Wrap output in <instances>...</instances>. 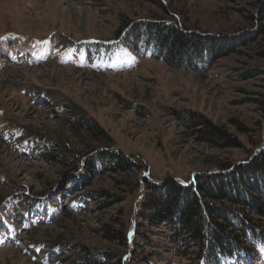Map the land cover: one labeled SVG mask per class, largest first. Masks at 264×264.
I'll return each mask as SVG.
<instances>
[{
	"label": "rangeland",
	"instance_id": "374dc122",
	"mask_svg": "<svg viewBox=\"0 0 264 264\" xmlns=\"http://www.w3.org/2000/svg\"><path fill=\"white\" fill-rule=\"evenodd\" d=\"M262 12L260 0H0V264L190 262L167 227L146 228L142 202L151 184L190 187L264 149ZM160 22L240 41L215 64L177 69L130 36ZM197 115L239 147L209 144L183 122ZM111 150L138 166L119 169ZM68 151L85 163L68 164ZM226 264H264V245Z\"/></svg>",
	"mask_w": 264,
	"mask_h": 264
},
{
	"label": "trees",
	"instance_id": "16d2710c",
	"mask_svg": "<svg viewBox=\"0 0 264 264\" xmlns=\"http://www.w3.org/2000/svg\"><path fill=\"white\" fill-rule=\"evenodd\" d=\"M260 2L264 13V0ZM261 21H264V15L261 16ZM140 30L135 35L130 33V36L151 38L150 43H154L157 49L156 58L177 69L196 68L198 65H205L208 59L212 60L211 64H215L224 54L233 53L236 42L240 41L232 39L218 43L214 37L183 31L172 23L160 22L155 27L145 24ZM154 31L158 33L155 34ZM257 31L264 33V22ZM255 74L245 75V78H252ZM85 117L78 116L73 123L86 128L97 137L105 136L92 119ZM186 121L193 127L199 126L200 129L196 131L211 145L232 149L239 147L234 135L228 134L202 116L183 120ZM64 155L72 158L68 163L70 165L85 163V158L71 151ZM106 157L119 169L129 171L138 166L118 151L111 150ZM220 170L219 173L199 176L190 187L173 179H168L161 185L151 184V193L142 202L138 218L142 219L146 228L167 227L171 232L168 240L174 246L173 253L178 257L189 258L190 262L187 264L243 262L264 245V221L257 219L264 218V149L245 164L224 165ZM38 206L40 205H34L33 209ZM107 233L111 240L124 238L126 241L128 232L110 229ZM137 235L142 240H147L145 233L138 231ZM146 244H149L148 240ZM194 248L195 251H190ZM141 260L137 259L136 262Z\"/></svg>",
	"mask_w": 264,
	"mask_h": 264
},
{
	"label": "bare ground",
	"instance_id": "6f19581e",
	"mask_svg": "<svg viewBox=\"0 0 264 264\" xmlns=\"http://www.w3.org/2000/svg\"><path fill=\"white\" fill-rule=\"evenodd\" d=\"M70 8L73 12H77L78 14L84 15L85 11L83 8H81L79 5H77L75 2L70 3Z\"/></svg>",
	"mask_w": 264,
	"mask_h": 264
}]
</instances>
